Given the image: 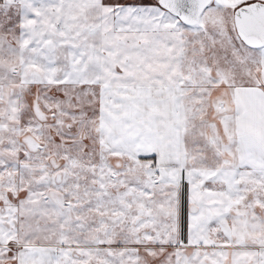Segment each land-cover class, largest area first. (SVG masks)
Instances as JSON below:
<instances>
[{
	"label": "snow or ice",
	"instance_id": "6c2138e0",
	"mask_svg": "<svg viewBox=\"0 0 264 264\" xmlns=\"http://www.w3.org/2000/svg\"><path fill=\"white\" fill-rule=\"evenodd\" d=\"M0 264H264V0H0Z\"/></svg>",
	"mask_w": 264,
	"mask_h": 264
}]
</instances>
